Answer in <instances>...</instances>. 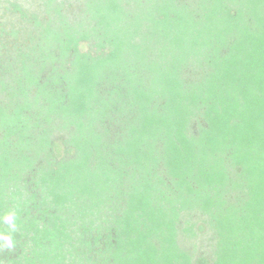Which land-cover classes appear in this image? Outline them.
<instances>
[{"label":"trees","instance_id":"trees-1","mask_svg":"<svg viewBox=\"0 0 264 264\" xmlns=\"http://www.w3.org/2000/svg\"><path fill=\"white\" fill-rule=\"evenodd\" d=\"M82 4H11L0 264H264V0Z\"/></svg>","mask_w":264,"mask_h":264},{"label":"rangeland","instance_id":"rangeland-1","mask_svg":"<svg viewBox=\"0 0 264 264\" xmlns=\"http://www.w3.org/2000/svg\"><path fill=\"white\" fill-rule=\"evenodd\" d=\"M64 3V13L69 18H77L80 8L83 6V0H57ZM43 0H0V48L2 53L6 55H13L15 53L14 45L16 43H24L27 32L33 29V25L27 23L26 18H23L19 12L13 10L12 3H17L28 13H38L39 17L44 16V8L42 6ZM16 31L18 39H16L12 32ZM84 49H88V44H83ZM203 239L182 238L184 245L191 247L192 243L196 241L198 244L197 252L210 251L209 244Z\"/></svg>","mask_w":264,"mask_h":264},{"label":"clouds","instance_id":"clouds-1","mask_svg":"<svg viewBox=\"0 0 264 264\" xmlns=\"http://www.w3.org/2000/svg\"><path fill=\"white\" fill-rule=\"evenodd\" d=\"M19 213L9 210L0 216V223L7 226L5 231H0V246L11 249L15 245L14 234L18 229Z\"/></svg>","mask_w":264,"mask_h":264}]
</instances>
